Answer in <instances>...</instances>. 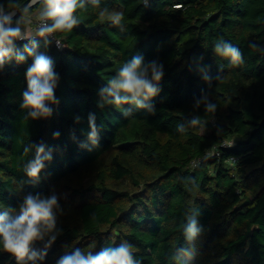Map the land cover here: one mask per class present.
Segmentation results:
<instances>
[{
	"label": "trees",
	"instance_id": "16d2710c",
	"mask_svg": "<svg viewBox=\"0 0 264 264\" xmlns=\"http://www.w3.org/2000/svg\"><path fill=\"white\" fill-rule=\"evenodd\" d=\"M100 7L122 11L125 30L101 22L87 4L71 32L56 34L62 50L41 46L60 77L50 118L25 120L20 108L31 58L0 70V212L18 209L27 193L58 195L61 232L39 264L124 241L142 264H264V51L250 47L264 49V0H101ZM220 38L241 49V65L228 68L214 54ZM136 54L164 66L154 113L125 118L122 108H99V89ZM204 94L218 105L214 120L178 132L194 115L210 119L203 106L194 109ZM90 113L95 148L87 142ZM39 143L52 159L33 183L23 173L32 153L23 150ZM192 208L204 231L195 257L177 261L175 250L188 247L182 225ZM0 264L16 261L0 249Z\"/></svg>",
	"mask_w": 264,
	"mask_h": 264
},
{
	"label": "clouds",
	"instance_id": "9594fccd",
	"mask_svg": "<svg viewBox=\"0 0 264 264\" xmlns=\"http://www.w3.org/2000/svg\"><path fill=\"white\" fill-rule=\"evenodd\" d=\"M142 2L147 5L148 0ZM87 4L99 9L98 17L101 22L107 21L111 27L125 30L122 23L124 13L100 7L101 0H27L26 3L24 0H6V4L0 3V70L12 60L24 63L31 58V64L25 72L27 89L22 94L20 104V108L27 113L25 120L50 118L53 115L52 105L59 104L55 91L60 77L53 59L46 51L41 50V46L47 50L54 41L58 48L62 47L60 41L56 39V34L71 32L81 22L77 11L86 9ZM22 40H26L27 43L22 49H18L16 41ZM250 47L255 51H264L256 44ZM213 52L217 57L227 61L228 68L244 62L241 49L223 38L216 41ZM223 68L225 66L221 65V69ZM201 74L202 79L211 85L212 77L209 76L207 68L201 69ZM163 76L164 66L158 60L145 61L142 55H133L107 79L105 86L99 89L98 107L122 108L125 118L133 116L139 110L154 113L155 108L151 101L161 91L159 82ZM216 79L220 81L223 77L218 74ZM201 106L210 119L202 120L199 115H194L187 124L177 125L178 132L184 133L189 128L196 127L204 129L206 124L214 120L218 105L207 94L202 95L194 103V109ZM75 120L79 123L80 117H76ZM88 124L90 131L87 133V142L95 148L99 145V129L95 114H89ZM53 137L58 138L59 133H54ZM23 151L25 156L32 153L31 158L23 165V173L30 181L36 183L45 168V163L52 159L51 151L46 152L43 143L28 144ZM20 183L23 185L22 181ZM192 184L195 185V181H192ZM61 215L63 209L54 191L48 195L25 194L18 209L0 212V249L13 257L16 264H39L45 259L48 249L61 232L57 228ZM199 215L195 208L186 213V222L182 228L188 247L175 250L174 258L177 261L181 259L191 261L195 257V242L204 231L198 219ZM46 239L47 242L42 249L34 246L36 242H43ZM56 264H142V262L135 258L134 246L124 241L115 247H103L97 252L76 248L74 251L65 252L57 259Z\"/></svg>",
	"mask_w": 264,
	"mask_h": 264
},
{
	"label": "built area",
	"instance_id": "2783aa9c",
	"mask_svg": "<svg viewBox=\"0 0 264 264\" xmlns=\"http://www.w3.org/2000/svg\"><path fill=\"white\" fill-rule=\"evenodd\" d=\"M142 3H143V2H142ZM56 39L60 41V43L62 44V47H59V48H58V47L56 46V44H55L54 41H53L52 44H53L58 50H62V49L65 47L64 42H63L58 36H56ZM18 42H25V43H27L26 40L16 41V43H18ZM231 144H232V141H223V142H222V146H229V145H231ZM208 154L212 155V154H214V152L211 151V152H208ZM216 154H218V153L216 152ZM232 161H234V159H232Z\"/></svg>",
	"mask_w": 264,
	"mask_h": 264
},
{
	"label": "water",
	"instance_id": "95a60500",
	"mask_svg": "<svg viewBox=\"0 0 264 264\" xmlns=\"http://www.w3.org/2000/svg\"><path fill=\"white\" fill-rule=\"evenodd\" d=\"M24 2L26 3L27 2V0H24ZM19 15V13L17 14V16Z\"/></svg>",
	"mask_w": 264,
	"mask_h": 264
}]
</instances>
